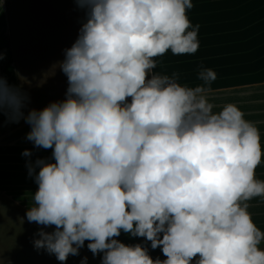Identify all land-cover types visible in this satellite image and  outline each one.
<instances>
[{
  "label": "clouds",
  "instance_id": "9594fccd",
  "mask_svg": "<svg viewBox=\"0 0 264 264\" xmlns=\"http://www.w3.org/2000/svg\"><path fill=\"white\" fill-rule=\"evenodd\" d=\"M74 3L84 17L58 65L64 100L25 114L30 96L0 75V116L27 123L26 139L55 161L22 153L38 185L26 213L42 226L34 247L61 264L86 241L101 264H264V231L249 211L264 201L260 129L236 104L215 110L213 69L202 67L195 87L154 71L169 51H198L193 0ZM0 264L11 262L0 254Z\"/></svg>",
  "mask_w": 264,
  "mask_h": 264
},
{
  "label": "rangeland",
  "instance_id": "374dc122",
  "mask_svg": "<svg viewBox=\"0 0 264 264\" xmlns=\"http://www.w3.org/2000/svg\"><path fill=\"white\" fill-rule=\"evenodd\" d=\"M84 13L74 0H0V75L10 85L21 88L31 99L25 109L42 110L52 102L66 98L68 81L58 65L64 60V50L70 48L79 35ZM251 81V91L247 94L249 104L238 105L260 129L264 141V73H255ZM259 75V76H258ZM246 99V98H245ZM217 105L219 111L221 105ZM7 116H0L3 123ZM9 123L22 139L32 148L31 160L37 158L52 160V149H37L26 139L30 126ZM27 142V143H26ZM25 158L21 164L27 163ZM38 171V170H37ZM257 178L264 179V164L256 170ZM6 175H0V254L11 264H61L55 255L34 247V239L41 225L28 222L26 213L33 206V195L38 189L34 179L29 177L26 165L7 168ZM249 211L256 225L264 231V201L256 198L250 202ZM53 228H46L51 232ZM127 245L143 244L149 249L153 259H166L161 249H151L150 242L143 238H132L122 233L118 238ZM85 247L78 256H69L66 264H81L87 257V264H101V256H93ZM264 247V245H262Z\"/></svg>",
  "mask_w": 264,
  "mask_h": 264
},
{
  "label": "crops",
  "instance_id": "0c3cea01",
  "mask_svg": "<svg viewBox=\"0 0 264 264\" xmlns=\"http://www.w3.org/2000/svg\"><path fill=\"white\" fill-rule=\"evenodd\" d=\"M188 12L193 25L199 24V49L195 54L158 58L155 72L179 74V83L195 87L201 83V68L213 69L217 79L211 85V102L223 106L249 104L247 94L255 73H264V0H193ZM259 76V75H258ZM246 98V99H245ZM13 124V123H12ZM16 125V124H15ZM18 128L0 123V175L7 168H20L32 150L19 136ZM27 143V142H26Z\"/></svg>",
  "mask_w": 264,
  "mask_h": 264
}]
</instances>
